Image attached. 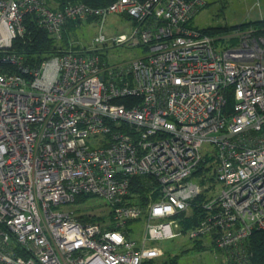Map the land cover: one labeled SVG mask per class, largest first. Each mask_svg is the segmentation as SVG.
I'll return each instance as SVG.
<instances>
[{
	"label": "built area",
	"instance_id": "obj_1",
	"mask_svg": "<svg viewBox=\"0 0 264 264\" xmlns=\"http://www.w3.org/2000/svg\"><path fill=\"white\" fill-rule=\"evenodd\" d=\"M204 1L0 0V264H143L160 255L157 241L184 235L246 263L245 241L264 230V37L219 52L189 26ZM110 13L134 30L99 32L88 50L61 44L69 22L101 29ZM28 14L60 52L29 60L13 49ZM109 42L146 52L108 63L98 50ZM208 160L217 190L183 233L176 216L209 189L195 175ZM136 176L154 183L145 204ZM78 195L108 206L106 226L75 216ZM142 217L136 242L127 224Z\"/></svg>",
	"mask_w": 264,
	"mask_h": 264
},
{
	"label": "rangeland",
	"instance_id": "obj_2",
	"mask_svg": "<svg viewBox=\"0 0 264 264\" xmlns=\"http://www.w3.org/2000/svg\"><path fill=\"white\" fill-rule=\"evenodd\" d=\"M259 21H264V0H205L189 22V26L201 30L221 27V30L217 29L213 33L217 39V49L220 52L224 48L237 45L242 37L254 39L264 37V35L257 34L261 28H264L257 24ZM134 28L132 18L120 13H110L101 29H99L96 18L81 21L73 27L67 28V36L61 41V44L66 47L70 45L75 51H81L83 47L88 50L99 32L103 33L105 37H111L118 34H130ZM145 52L142 46H113L110 42L100 46L98 50L101 58L108 63L131 60L144 55ZM210 148L209 144H203L204 150H210ZM205 167L207 170L199 174L202 179L199 183L202 186H209V189H205L203 192V195L207 197L217 190L214 181L215 163L208 160ZM193 180L195 181L196 178ZM68 207H71L75 216L83 215L90 219L85 220L86 222H98L105 226L111 216L108 206L100 200L78 206L72 204ZM190 212L191 210L176 217L179 221L183 220L190 215ZM127 228L130 237L134 241L140 242L145 233V218L142 217L128 223ZM194 244L185 235L161 239L157 241L160 255L154 259L145 260L144 264H233L224 250L209 244H204L203 248H196Z\"/></svg>",
	"mask_w": 264,
	"mask_h": 264
},
{
	"label": "trees",
	"instance_id": "obj_3",
	"mask_svg": "<svg viewBox=\"0 0 264 264\" xmlns=\"http://www.w3.org/2000/svg\"><path fill=\"white\" fill-rule=\"evenodd\" d=\"M114 1L115 0H48L49 4L54 8H61L65 4L73 2H83L94 7H104ZM257 24L260 27H264V21H259ZM24 25L26 30L24 37L16 39L13 42V49L16 52L23 54L24 57L29 60H33L35 56L43 58L61 51L60 48H62V45H57L55 40L45 30L37 27L35 21L32 20V15L28 14L25 16ZM73 26V22H69L67 24L65 32L63 34V39H65V37L67 36V28H71ZM220 28L221 27L205 28L203 30H200L206 34L213 35V33L216 32L215 30ZM257 34L264 35V28H261L259 30V33L257 32ZM232 104V96L230 94H227V108L230 109ZM205 164L206 163H201L199 165L198 169L195 171V175L202 174L204 170H207ZM153 185L154 183L150 180V178L146 176H136L131 180V192L136 194L138 202H140L141 204H145L148 199L146 193L149 192ZM156 194L157 192L153 195L154 199L156 198ZM205 197L206 196L203 194L197 196L192 201L190 215L185 217L183 220H180V226L183 233H186L190 228L197 225L199 220L202 218L204 209L200 207L199 203L200 201H203ZM94 200L95 199L90 196L78 195L75 198V202L73 204L78 206L87 204ZM77 217L82 221L90 220L83 215H79ZM191 241L195 243L194 246L196 248L204 247L203 241L200 239ZM244 244L248 254V259L246 260L245 264H264V230H254Z\"/></svg>",
	"mask_w": 264,
	"mask_h": 264
}]
</instances>
